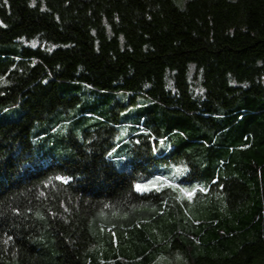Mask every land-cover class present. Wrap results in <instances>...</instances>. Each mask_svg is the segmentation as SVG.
I'll return each mask as SVG.
<instances>
[{
	"label": "trees",
	"instance_id": "1",
	"mask_svg": "<svg viewBox=\"0 0 264 264\" xmlns=\"http://www.w3.org/2000/svg\"><path fill=\"white\" fill-rule=\"evenodd\" d=\"M11 108L0 264H264V0H0Z\"/></svg>",
	"mask_w": 264,
	"mask_h": 264
},
{
	"label": "snow or ice",
	"instance_id": "2",
	"mask_svg": "<svg viewBox=\"0 0 264 264\" xmlns=\"http://www.w3.org/2000/svg\"><path fill=\"white\" fill-rule=\"evenodd\" d=\"M160 143L163 144L164 142L160 141ZM57 179L67 183V179L65 177H57ZM162 180H166V178L157 177L156 180L150 181L147 184L138 183V184L135 185V189H136L137 192L142 193V194L143 193L153 192V191H162L163 190V186L158 183V181H162ZM167 187L173 188V189H179V191L184 193L189 200H192L193 197L196 196L198 190L201 191V192L204 191V189H202V188L201 189H197V188L189 189V188H186V187H182L179 184H172V183H167Z\"/></svg>",
	"mask_w": 264,
	"mask_h": 264
},
{
	"label": "rangeland",
	"instance_id": "3",
	"mask_svg": "<svg viewBox=\"0 0 264 264\" xmlns=\"http://www.w3.org/2000/svg\"><path fill=\"white\" fill-rule=\"evenodd\" d=\"M186 0H181V2H185ZM28 45H31L33 47H37L38 46V42H32ZM18 116V113L16 111H14L13 108L7 110L5 113H3L0 116V120L6 121V120H10V119H14ZM118 143L120 144V142L122 141V139H118ZM114 154V153H113ZM111 155L110 158L112 159V161L115 163V165L120 168L121 167V163L123 161H126L127 159L125 157H122L121 159H118L117 156ZM123 160V161H122ZM169 258V259H168ZM166 259H163L162 261H160L158 264H187V262L185 261V259H183V257H181V255H174L171 257H168Z\"/></svg>",
	"mask_w": 264,
	"mask_h": 264
}]
</instances>
